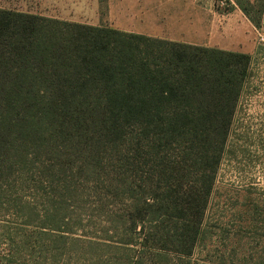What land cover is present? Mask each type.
<instances>
[{"label": "trees", "instance_id": "16d2710c", "mask_svg": "<svg viewBox=\"0 0 264 264\" xmlns=\"http://www.w3.org/2000/svg\"><path fill=\"white\" fill-rule=\"evenodd\" d=\"M233 1L260 27L264 0ZM250 65L240 51L0 8V191L14 174L49 186V209L30 217L64 242L58 199L102 184L110 235L86 243L118 263L187 264Z\"/></svg>", "mask_w": 264, "mask_h": 264}, {"label": "rangeland", "instance_id": "374dc122", "mask_svg": "<svg viewBox=\"0 0 264 264\" xmlns=\"http://www.w3.org/2000/svg\"><path fill=\"white\" fill-rule=\"evenodd\" d=\"M0 8L97 25H105L107 9L145 8L154 14L149 26L167 37L248 53L250 76L238 99L202 235L186 262L264 264V11L257 28L233 0H0ZM16 178L12 175L0 191V264H123L113 248L85 242H105L110 235L106 210L97 203L101 195L109 201L99 189L102 184L95 194L91 182L77 181L76 197L58 199L59 214L73 232L62 242L54 231L37 227L35 215L30 217V208L41 214L49 209V186L36 187L40 183L33 176L23 183ZM39 230L49 235L37 239Z\"/></svg>", "mask_w": 264, "mask_h": 264}, {"label": "crops", "instance_id": "0c3cea01", "mask_svg": "<svg viewBox=\"0 0 264 264\" xmlns=\"http://www.w3.org/2000/svg\"><path fill=\"white\" fill-rule=\"evenodd\" d=\"M153 12L145 8L140 10L127 11V10H105L103 21L106 26H110L119 30L145 34L148 36L166 38L176 42L193 43L177 38L167 37L165 34L157 29V27L149 26V22L153 19ZM91 25H97L93 23ZM195 44V43H193Z\"/></svg>", "mask_w": 264, "mask_h": 264}]
</instances>
